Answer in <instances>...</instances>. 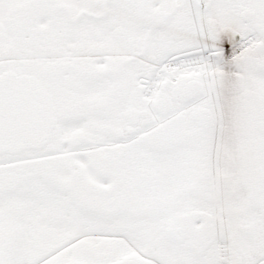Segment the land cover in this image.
Instances as JSON below:
<instances>
[{
    "label": "snow or ice",
    "instance_id": "snow-or-ice-1",
    "mask_svg": "<svg viewBox=\"0 0 264 264\" xmlns=\"http://www.w3.org/2000/svg\"><path fill=\"white\" fill-rule=\"evenodd\" d=\"M0 264H264V0H0Z\"/></svg>",
    "mask_w": 264,
    "mask_h": 264
}]
</instances>
